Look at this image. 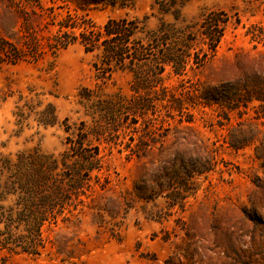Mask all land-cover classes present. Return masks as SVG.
Listing matches in <instances>:
<instances>
[{
	"label": "rangeland",
	"instance_id": "rangeland-1",
	"mask_svg": "<svg viewBox=\"0 0 264 264\" xmlns=\"http://www.w3.org/2000/svg\"><path fill=\"white\" fill-rule=\"evenodd\" d=\"M0 264H264V0H0Z\"/></svg>",
	"mask_w": 264,
	"mask_h": 264
},
{
	"label": "trees",
	"instance_id": "trees-1",
	"mask_svg": "<svg viewBox=\"0 0 264 264\" xmlns=\"http://www.w3.org/2000/svg\"><path fill=\"white\" fill-rule=\"evenodd\" d=\"M208 21H213V23L210 22V24H213L215 27H217V29H221L220 27V23H224V20H220V18L218 19H213V18H209ZM69 29H72L73 27L68 26ZM137 30V26H136V22L134 21H125V20H118V21H113L110 20L108 21L105 25H104V31L102 35H105L108 38L109 44L105 47V51H104V55H105V59L106 62H108L109 64L111 62H118L121 63L125 57H126V53H127V48L129 47V41L130 39L133 37L135 31ZM206 29L204 27L203 29V34L207 37H209L210 34H208L207 32H205ZM216 34L218 33L217 37H215L214 35H212V37L214 38V44H217L219 42L220 39V31L218 32L217 30L215 31ZM215 34V35H216ZM86 36H87V32L83 31L81 33V37H82V44L86 45ZM63 42H57V45H59L60 47H64L67 45V42H65V44H60ZM215 46V45H214ZM108 64L106 63V66ZM48 197V196H47ZM46 196H44L42 198L43 202H49L51 201L50 198H47Z\"/></svg>",
	"mask_w": 264,
	"mask_h": 264
}]
</instances>
